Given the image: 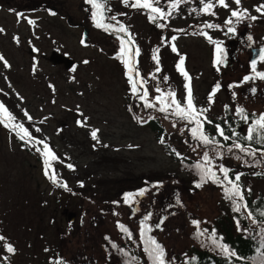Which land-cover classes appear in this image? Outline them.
Segmentation results:
<instances>
[{
    "label": "rangeland",
    "instance_id": "rangeland-1",
    "mask_svg": "<svg viewBox=\"0 0 264 264\" xmlns=\"http://www.w3.org/2000/svg\"><path fill=\"white\" fill-rule=\"evenodd\" d=\"M35 1L0 0V29L4 30L0 32V55L10 65L5 67L0 61V103L14 117L8 127L0 123V235L16 249L8 253L0 242V262L106 264L101 252L104 233L116 236L119 222L141 229L145 216H149L145 224L170 257H181L196 225L208 224L220 213L224 193L214 185L191 193L189 176L166 155L163 144L168 142L180 155L194 159L202 154L200 147L183 144L184 135L164 117L159 118L166 128L161 143L149 129L138 125L148 115L132 107L135 122L127 114L123 97L130 83L124 77L125 66L115 58L120 44L95 26L81 0H41L43 6L33 10ZM101 2L108 17H116L109 18L115 27L119 21L127 28V34L115 33L126 41L131 35V46L139 49V55L133 56L132 72L143 82L141 96L147 92L142 102L154 104L158 112L161 105L156 98L170 91L184 102L185 80L176 68L179 56L171 50L174 43L186 57L183 67L191 77L194 105L207 109L200 121L221 116L225 106L233 114L238 107L256 114L264 111V80L244 81L251 69L252 50L264 48V15L255 11L264 0H241L239 7L257 19L245 17L239 22L231 17V10L237 8L232 0H226L227 8L216 4L210 13L201 11L200 0H184L166 20L155 21L149 19L148 10L126 6L123 0ZM159 6L170 11L166 0H160ZM28 19L35 23L30 25ZM229 19L231 25L225 23ZM205 23L219 27L205 28ZM229 27L235 31L228 32ZM201 31L215 43L197 34ZM221 43L227 46L226 65L220 64L217 71L213 61L216 55L221 57L216 52ZM154 52L159 57V72L152 59ZM256 61V70L264 71V61L259 57ZM217 84L220 87L209 103L208 96ZM159 113H173V108ZM85 118L86 126H79L77 121ZM13 124H23L33 142L21 140L11 130ZM93 129L98 130L99 142L91 137ZM35 140L45 141L57 157L49 160V174L54 173L67 189L45 175V157L36 150L43 145L34 144ZM213 160L216 165L211 168L223 180L219 167L233 165ZM144 180L151 181L152 188L140 195ZM241 180L244 191L255 196L264 192V183ZM125 196H129L127 202Z\"/></svg>",
    "mask_w": 264,
    "mask_h": 264
},
{
    "label": "trees",
    "instance_id": "trees-1",
    "mask_svg": "<svg viewBox=\"0 0 264 264\" xmlns=\"http://www.w3.org/2000/svg\"><path fill=\"white\" fill-rule=\"evenodd\" d=\"M81 1L84 3V10L87 14L94 11L91 4L88 3V0ZM43 3L41 5V0H36L33 4L34 7H32L33 10H37L38 5L43 6ZM109 18L110 17H108L105 10L102 16L103 22L108 25L116 26V23L111 22ZM90 19L95 22V26H97V19H94L92 14H90ZM106 20H108V22H106ZM101 30H103L106 34L111 35L113 39L117 40V42L121 44L122 38L118 36L115 33L116 31L112 28L105 30V28L101 27ZM200 36L203 37L204 35ZM228 36L232 35L228 34ZM220 48L222 49L221 58L223 59L227 52V46L221 43ZM123 71L125 79L129 81L128 75H126V68L125 70L123 69ZM129 75L136 80L133 72L129 73ZM248 75H254L251 69L248 72ZM256 79L257 78L249 79L247 82L254 81ZM129 85V92L123 97L125 102L124 107L126 108L127 114H129L135 122H138V119L137 116L132 113V107H134V109H136L140 114L144 112L145 115H148V120L138 125L149 129L155 135L157 141L163 140L166 134V128L159 121V118L164 117L167 122L173 123L175 128L179 129L182 135H184L186 140H184L183 144L188 147H200L199 149L201 151L199 152L202 154L199 155V158L194 159L188 156L180 155L179 152H177L176 149H174L168 142L163 144L166 155L174 163L179 165L182 170L186 171V175L189 176L192 187L189 191L196 194L198 190L209 185L217 186L223 189L224 207L208 224L196 225L195 229H193L189 236L190 245L183 251V255L177 259L170 257L163 242L153 235L152 228L147 224L146 225L151 230L147 231L145 236L142 237L141 229L133 228L128 224L119 222L118 224L126 227L132 235L131 238H129L128 234L118 227V224L116 225V236H110L107 232L104 233L105 235L103 234L104 238L101 243V252L105 258L106 264H152V261L149 259V256L144 250L146 246L145 241L149 236L155 238V240L162 245L165 253V264H260L261 254L264 253V248L260 247L262 243L261 228H264V216L260 215V213L264 211V192H259L255 196L250 190L244 191L241 178L245 177L264 183V141L258 143L257 140L259 139V136L255 133L252 141L243 139V137L247 135L248 127L249 124H251V121L258 118L260 114H264V111L256 114L244 110L245 115L249 117V120L246 122L240 115L237 113L233 114L229 108H226L221 116H216L214 118L209 117L205 121H201L204 134L210 139L215 138V143L203 144L200 140L195 139L192 136L191 129L196 127L195 123H189L187 120L180 119L176 115V118H173L172 113L161 114L159 111L157 112L156 107H146V102L141 101V85L139 81L136 85L137 91L135 94L132 91V85ZM208 121H210V123ZM217 125L224 130V135L231 137V139L224 140L223 136H220L217 132ZM233 131L237 133L236 136H233ZM234 141L248 148L249 151L254 150V155H247L235 148L233 143ZM205 152H207L211 161L210 164L206 165L207 167L216 165L215 160L212 161V159L219 158L222 159L225 164L230 163L233 165H229L230 168H228L229 179L235 180L237 173L243 174L238 182L244 196L243 201L237 200L236 204H234L232 200L226 199L225 187L230 188L231 185H226L224 182L223 184H220L214 183L212 180H208L203 183L201 187H195V184L200 181V175L198 174V170L195 165L198 163L204 165L205 162L203 161V156ZM177 153L179 155H177ZM213 171L217 172L214 169ZM216 175L219 177L217 173ZM157 177H160V175ZM159 180H162V178ZM151 188L152 182L144 180V184L141 186L138 193L142 190ZM123 194L124 191L121 195ZM237 204H247L248 210L241 208L239 212L234 211L233 209L237 206ZM249 212L252 213V217L256 220L255 224L253 223V219L249 218ZM237 222H239V230ZM213 232H215V237H212ZM213 239H215L218 243L226 245L228 249L230 251H234L236 255L230 256L228 253L224 252L217 246L216 243H213ZM113 245H115V247H113ZM257 249H260V251H257ZM58 262H60V264H67L64 260H55L53 264H58ZM0 264L2 263L0 262Z\"/></svg>",
    "mask_w": 264,
    "mask_h": 264
},
{
    "label": "snow or ice",
    "instance_id": "snow-or-ice-1",
    "mask_svg": "<svg viewBox=\"0 0 264 264\" xmlns=\"http://www.w3.org/2000/svg\"><path fill=\"white\" fill-rule=\"evenodd\" d=\"M124 4L126 6L132 7V8H138V9H144V10H148L149 11V19L151 21H155L157 19H164L166 20L168 17H170L172 15L173 11H178L179 10V6L180 4H182L184 2V0H166L168 8L170 9V11H165L163 8H161L160 5V0H123ZM232 2L237 5V8L232 9L231 10V17L236 18L237 22H239L240 20H243L245 17H247L250 20H256L257 17L253 16V15H249V10L248 9H241L239 6L241 4V0H232ZM88 3L91 4L92 9H94V11L92 12V16L94 19H97V27H102L105 28V30H108L109 28H112L114 31H119L122 33L127 34V28L123 25L120 24L119 21H117V24H119V27L116 28L115 25H108L105 24L103 22L102 16H103V12L106 10L105 9V5L101 2V0H88ZM200 4L202 5L201 11L205 12V13H210L211 9L213 7H215L216 4H219L220 6H223L225 8L229 7L228 3L226 2V0H215V3L213 2V0H200ZM195 11V9L193 10ZM255 11L257 13H260L261 15H264V3L259 4L256 8ZM155 14V15H152ZM214 14V13H211ZM18 19H20V17L18 16ZM111 20H116L115 16H112L110 18ZM27 22L31 25L34 24L35 22L31 19H28ZM226 24L231 25L233 22L231 19L225 21ZM162 27L164 25H161ZM205 28H215V27H219L218 25H214V24H210V23H205L204 25ZM4 31L3 29H0V32ZM175 31H179V32H183V29H177ZM228 32H234L235 28L234 27H229L227 29ZM199 35H204L210 42L212 41V38L207 36L206 32H199L197 33ZM14 39L17 40V43L19 42L18 38L14 37ZM172 41H175L176 37L173 36ZM252 37L248 36V40H251ZM215 43V42H213ZM81 44H84V41L81 40ZM132 45V37L131 35L128 36V41H124L123 39L121 40V44H120V50L117 54V56L115 58L120 59L121 62L124 64L125 68H126V75H128V79H129V83L132 85V91L135 94L137 91V82L136 80L133 79V77L131 75H129V73H131L134 70V64L132 63L133 60V56H138L139 55V49H133ZM171 50L174 53H177V55L179 56V60L176 64V68L177 70L181 73V75L184 77L185 80V84H184V88L186 91V96L184 99V102L181 103V101H178L175 98V92L174 91H170L168 92L166 95L162 94L161 96L157 97L156 100L157 102L161 105V107L159 108V111L161 112H167L169 108H173V115H176L177 117H179L180 119L183 120H187L189 123H195L196 127H194L193 129H191L192 131V136L195 139L200 140L203 144H209V143H215V138H209L207 135L204 134L203 131V125L202 122L200 121L199 117L201 115H203V112L207 111V109H197L196 106L194 105V98L192 95V88H191V77L188 75L187 71L184 69L183 65L185 62L186 57L184 55H180L178 53V50L176 48V45L174 43L171 44ZM222 49L219 47V44H217L216 46V52L219 53L221 52ZM156 52H158V49L156 50ZM156 52H154L152 59L156 62L157 67H156V72L160 71V67H159V57L156 54ZM259 58L261 61H264V48L260 49V53H259ZM0 61H3L4 66L5 67H10V65H8L7 61L5 60V58L0 55ZM83 63H88V61H83ZM221 63H224V61L222 60V58L219 55H216L214 57V61H213V65L214 67L217 68V71H219V65ZM251 69H252V73L254 74L253 76H245L244 77V81H248L249 79H253V78H259L264 80V71H257L256 70V64L257 61L255 59H253L251 62ZM76 68L74 67L72 69V71H75ZM33 71H35V65H33ZM136 76H139V72H136ZM165 80L168 79L167 76L164 77ZM141 83V87L143 86V82ZM49 87H53L52 85H49ZM220 87L219 84H217L215 86V88L213 89V91L209 94L208 96V101L209 103L213 102V96L215 95V91L218 90ZM229 87H232L231 85ZM157 91H160L159 88H157ZM252 92H255V89H251ZM147 96V92L144 93L143 96H141V99H145V97ZM146 107H154L155 105L147 102L145 103ZM227 108V106H225ZM237 114L241 116L242 119H244L246 122L249 120V117L247 115H245L244 113V109L241 107L237 108ZM24 115L28 118L29 121L32 120V117L25 111ZM82 115V114H81ZM14 119V117L11 115V113L8 112V110L6 109V107L0 103V123H3L5 125V127L9 126V122L12 121ZM86 122H87V118H85L84 120H78L77 124L81 127L86 126ZM210 123V121H208ZM41 123H43V121H41ZM175 126V125H173ZM217 132L219 133L220 136H223L224 140H229L231 139V137L229 136H225L224 135V130L217 125ZM13 131H16L17 136H19V138L21 140H26V142H33V137L30 135L28 129H26L23 124H13L12 125V129ZM36 131H40V129H36ZM97 132L98 130L93 129L91 131V137L93 140L98 141V137H97ZM254 133L257 134L259 136V139L257 140V142H261L264 141V114H260L258 118L254 119L252 121L251 124H249L248 127V132L247 135L243 137V139L248 140V141H252L254 139ZM237 133H235L233 131V136H236ZM161 143H163V140L160 141ZM235 148L239 149L241 152H244L247 155H254V150L253 151H249L248 148L242 146L240 143H236L235 141L233 142ZM34 144H42L43 145V149L41 150L40 148H37L36 150L38 152H41V154L45 157L44 160V164H45V175L49 177V179L52 181V183L54 184H58L60 187H64L65 189H67V184L65 183H60L58 178L55 176V174H49V160H56L57 157L55 156V154L53 153V151L50 149L49 145L42 140H35ZM177 155H179L177 153ZM239 158V157H237ZM203 161L205 162L204 165L202 164H196L195 167L198 170V174L200 175V181L197 182L195 184V187H201L203 183L207 182L208 180H212L214 183H220L223 184L224 181H227L228 185H231V187H225V198L232 200L234 204H236L237 200L239 201H243L244 200V196L241 192V188L239 185V180L241 174H236L235 176V180H231L228 177V169L224 168L223 166L219 167V171L223 174V180H220L219 177H217L216 172L213 171V169L211 167H207L206 165L210 164V158L207 154V152H205L204 156H203ZM67 167L69 169H71L73 166L71 164L67 165ZM259 174V173H258ZM83 186V185H81ZM140 195H143V190L139 193ZM129 199V196H125V202H127ZM179 203V201H178ZM241 208H244L245 210H248V205L247 204H237L236 207H234V211L239 212L241 210ZM260 215L264 216V211H262L260 213ZM249 218L253 219V223H256V220L252 217V213L249 212ZM149 219V216H145L143 220L140 221L141 223V236L144 237L147 231H150L151 229L145 224V221ZM162 223V221H161ZM193 223H197L196 221H193ZM238 224V230H239V222H237ZM160 225H156V227H159ZM118 227H120V229L122 231H124L125 233L128 234L129 238H131V233L129 232V230L124 227L123 225H119ZM202 234V233H201ZM212 237H215V232L212 233ZM261 237H262V243L260 245L261 248H264V228H261ZM107 239V237H106ZM0 242H4L3 243V248L5 251H7L8 253H15L16 249L13 247V245L11 243L6 242V238L2 235H0ZM213 243H216L218 247H220L224 252L228 253L230 256H235L236 253L234 251H230L228 249V247L222 243H218L215 239H213ZM145 252L147 253V255L149 256V259L152 261V264H165L164 261V250L162 245H160L155 238L153 237H147L146 241H145ZM113 247H115V245H113ZM257 251H260V249H257ZM5 259H7L5 257ZM195 259V258H193ZM58 264H60V262H58ZM260 264H264V253L261 254V260H260Z\"/></svg>",
    "mask_w": 264,
    "mask_h": 264
},
{
    "label": "water",
    "instance_id": "water-1",
    "mask_svg": "<svg viewBox=\"0 0 264 264\" xmlns=\"http://www.w3.org/2000/svg\"><path fill=\"white\" fill-rule=\"evenodd\" d=\"M260 49H262V48H254L252 50V52H251L252 56H251L250 61H252L253 59L257 60V58L259 57ZM224 65H226V64L224 63Z\"/></svg>",
    "mask_w": 264,
    "mask_h": 264
}]
</instances>
